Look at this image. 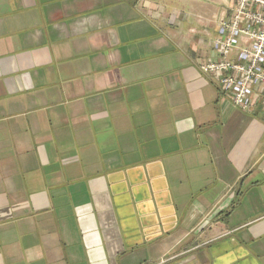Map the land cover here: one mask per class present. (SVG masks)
Listing matches in <instances>:
<instances>
[{
	"label": "crops",
	"instance_id": "1",
	"mask_svg": "<svg viewBox=\"0 0 264 264\" xmlns=\"http://www.w3.org/2000/svg\"><path fill=\"white\" fill-rule=\"evenodd\" d=\"M133 1L0 0V264H264L261 103L199 68L233 0Z\"/></svg>",
	"mask_w": 264,
	"mask_h": 264
},
{
	"label": "built area",
	"instance_id": "2",
	"mask_svg": "<svg viewBox=\"0 0 264 264\" xmlns=\"http://www.w3.org/2000/svg\"><path fill=\"white\" fill-rule=\"evenodd\" d=\"M214 56L200 65L233 107L249 112L261 103L264 114V0H233L217 21Z\"/></svg>",
	"mask_w": 264,
	"mask_h": 264
},
{
	"label": "rangeland",
	"instance_id": "3",
	"mask_svg": "<svg viewBox=\"0 0 264 264\" xmlns=\"http://www.w3.org/2000/svg\"><path fill=\"white\" fill-rule=\"evenodd\" d=\"M104 2L110 3L111 5L123 4L128 3V5H133V0H104ZM106 5V4H105ZM101 10V9H100Z\"/></svg>",
	"mask_w": 264,
	"mask_h": 264
}]
</instances>
